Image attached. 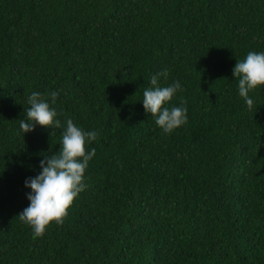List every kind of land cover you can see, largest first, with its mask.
I'll return each instance as SVG.
<instances>
[{
	"label": "trees",
	"instance_id": "obj_1",
	"mask_svg": "<svg viewBox=\"0 0 264 264\" xmlns=\"http://www.w3.org/2000/svg\"><path fill=\"white\" fill-rule=\"evenodd\" d=\"M249 51L264 0H0V264H264V88L249 109L233 75ZM163 69L188 109L171 133L142 104ZM33 91L98 133L88 187L40 236L24 181L62 129L23 133Z\"/></svg>",
	"mask_w": 264,
	"mask_h": 264
},
{
	"label": "clouds",
	"instance_id": "obj_2",
	"mask_svg": "<svg viewBox=\"0 0 264 264\" xmlns=\"http://www.w3.org/2000/svg\"><path fill=\"white\" fill-rule=\"evenodd\" d=\"M233 75L238 77V95L251 109L255 101L250 94L264 88V51H249L244 59L237 60ZM161 77L168 79L167 69L154 74L150 86L144 87L142 104L145 112L154 117L155 124L165 133H171L187 123L188 109L186 106H167L183 88L179 80L160 86ZM51 95V103H55L56 93ZM27 103L30 107L26 110V118L20 121L23 133L32 131L36 124L62 129L59 150L44 156L39 162L40 171L24 181L25 187L30 189L26 193L30 203L19 217L31 226L36 236H40L51 222H63L74 199L88 187L85 172L96 154V149L89 145L98 133L84 130L71 118L62 122L57 109L50 106L39 91L31 92Z\"/></svg>",
	"mask_w": 264,
	"mask_h": 264
}]
</instances>
